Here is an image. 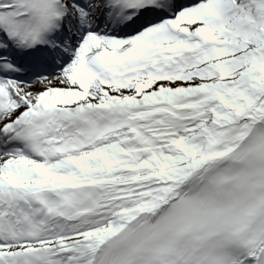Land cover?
<instances>
[{"label": "bare ground", "instance_id": "6f19581e", "mask_svg": "<svg viewBox=\"0 0 264 264\" xmlns=\"http://www.w3.org/2000/svg\"><path fill=\"white\" fill-rule=\"evenodd\" d=\"M88 16H89V20H91L90 14H88ZM218 43H221V41L217 38L216 44ZM211 48H209L205 53L201 54L200 60L204 58V54H206ZM199 62L196 65H198ZM38 82L39 81H36L33 85L27 88L29 94L38 93L45 88V86L42 87L41 85H39ZM44 82L46 86L53 85L52 79H47ZM170 90L175 93L176 96V98H174L175 101L192 99L201 94V87L199 84L184 83L178 79H176L174 82L170 84ZM152 91H154L155 94L159 96V98L155 101H153L151 98L149 99V105L151 109L165 114L166 113L165 109H169V104L167 102L169 100L168 92L165 90V88H160V87H154ZM8 112L11 113L12 110L9 109L7 113ZM263 114H264V91L262 89L261 92H258L255 94V96L251 97L250 105H247L245 107L243 113L230 122L229 127L232 131L229 133L228 139L226 141H223L219 145L213 146L208 152L204 153L203 156L199 160L197 159V161L194 162V165L190 169H188V171L179 180L173 181L171 183H166V182L161 183V185L154 186V188L149 187L142 196L137 198H133L129 196V198L135 199L137 201L142 200V202L141 203L139 202L135 204L133 207L127 209L125 212H123V215L118 216L113 210V204L116 201L113 198V195L116 194L114 192L116 191L117 186L114 185V182L110 178H107L106 181H102L101 184L105 188V195L107 196V199L105 201L104 209L102 211L104 218H98V219L104 220L107 225L111 224L112 228H110V230L113 231V229H115L121 223L131 219L132 217L130 216L136 213L137 211L141 209H150L154 206L158 207L162 201H164L172 193L178 191L180 188L183 187L186 179L190 177L188 176L189 174L198 173V172H204V174H207L210 166L207 167L205 166L219 161L226 153L230 152L232 148L238 146V144L242 141L245 135L250 131L254 123L257 120H260ZM141 116H142L141 112L136 115V117L132 120V125L130 130L125 136H123L122 138L111 140V142L106 144L103 147V149L107 151H111L115 155L119 153L121 147L129 145L131 142V136L134 134L135 128L141 122ZM156 126H161V124H157ZM172 131L173 130L169 128H161L158 130L161 138H164L167 135H171ZM86 160L87 159L84 156H77L75 158L76 162L65 161L64 166L72 168L77 163H81ZM108 169L110 170V168ZM123 175L124 174H119L120 177ZM122 186L123 188L130 189V192L145 189V185H134L129 183L128 181L123 182ZM145 199L148 200L145 201ZM58 242L59 240L55 242L57 246H58ZM61 244L68 246V249L73 253V259L76 264H88L92 256L91 251L95 247L94 242H85L77 238H67L61 240ZM245 264H250V263H245Z\"/></svg>", "mask_w": 264, "mask_h": 264}, {"label": "rangeland", "instance_id": "374dc122", "mask_svg": "<svg viewBox=\"0 0 264 264\" xmlns=\"http://www.w3.org/2000/svg\"><path fill=\"white\" fill-rule=\"evenodd\" d=\"M227 3H229V1L227 0ZM94 7L96 5H93ZM243 37L245 38H256V36H259V40L262 41V38L261 36L259 35V31H258V28L255 26V27H251L250 29L246 30L243 32L242 34ZM240 40V39H237L236 42ZM252 41L251 39H249V42L247 43V47H251V42ZM256 45H259V43H257ZM215 72H214V76L216 78L219 77V75H221L223 73V78L227 77L226 76V72L228 69L231 68V65L228 64L226 65V69L221 67V65H217V66H214L213 67ZM220 70V71H219ZM245 71H247V69L244 68ZM219 71V72H218ZM211 81L213 83H216L215 84V87L217 85H220V83L218 82V80H213L211 79ZM208 83V84H211L213 86V83ZM224 82V81H223ZM253 85L250 86L249 88H247L246 90H244V92L247 94L244 98V102L242 103V105L240 106V104H238V102L236 101L235 103H233V105H230V107L232 108V110H230L231 113H233V111L235 110L236 112L229 118V116H226L225 115V112H221L223 116L225 117H228L229 119H227L226 122H224L225 120H222L220 118H218L216 115H213L212 112H209L207 111L206 114H205V117L203 118V120L201 121V123H197L194 128H193V132L190 134V136L186 139H183V142L182 143H179V147H182L180 148L181 151H183V149H185V145L187 143H189L195 136L198 132H202L204 131L203 130V127H206L207 125L205 123H207L206 121L209 119V118H212L214 123L213 124H210V127L213 129L211 133V136L208 140V143L211 144L213 142L215 143H221L223 142L229 131V129L227 128L228 124H229V121H231L232 119H234L236 116L240 115L241 114V111L243 110L244 106L246 103L249 102L248 98L249 96L253 93V91L255 90H260L261 87L264 85V77H261L259 78L258 76H256L253 80ZM39 85H41L42 87H46V85L44 84V82H39L38 83ZM208 86V85H207ZM214 87H210V89H213ZM245 95V94H244ZM243 95V96H244ZM213 105V104H212ZM212 107V106H211ZM211 110V109H210ZM203 125V126H202ZM186 143V144H184ZM184 144V145H183ZM207 148V147H206ZM206 148L204 150V152L206 151ZM190 147H188V149L186 151H189ZM203 152V153H204ZM189 152H187L185 155H188ZM203 153L201 155H199L198 157L194 158L193 160H191L189 163V165L183 169H180V170H172V169H169V170H166V171H163L162 169H160V176L161 177H166V178H169L170 180H173L175 179L176 177H179V176H182L184 175V173L186 172V170L192 166L194 164V162L197 161V159L199 160L202 156H203ZM193 158V157H192ZM155 176L158 177V173L155 172ZM106 231H109V228H104V229H100L98 230L97 232L99 233H104Z\"/></svg>", "mask_w": 264, "mask_h": 264}, {"label": "trees", "instance_id": "16d2710c", "mask_svg": "<svg viewBox=\"0 0 264 264\" xmlns=\"http://www.w3.org/2000/svg\"><path fill=\"white\" fill-rule=\"evenodd\" d=\"M252 58L254 59V65H257V68L261 71V73L264 74V65L259 64L258 60H256L255 56H252ZM247 60L249 61V57H247ZM184 162L187 161V159L183 160Z\"/></svg>", "mask_w": 264, "mask_h": 264}]
</instances>
